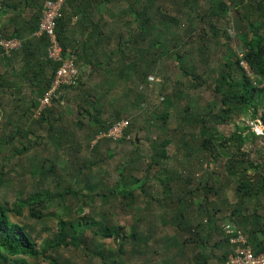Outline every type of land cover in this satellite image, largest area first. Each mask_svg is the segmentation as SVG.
I'll list each match as a JSON object with an SVG mask.
<instances>
[{
    "label": "trees",
    "instance_id": "obj_1",
    "mask_svg": "<svg viewBox=\"0 0 264 264\" xmlns=\"http://www.w3.org/2000/svg\"><path fill=\"white\" fill-rule=\"evenodd\" d=\"M43 1L0 0V13L10 12L0 36L21 40L20 47L9 54L0 49V63L14 58L23 62L17 73H10L12 78L0 73V94L12 95L18 102L13 105L18 110L15 122L11 113L4 116L11 130L0 138V151L6 147L3 144H10L8 158L18 155V159L44 138L54 149L24 169L31 176L25 187L32 185L24 197L19 191L14 201H0V264H37L39 260L45 264H126L125 253L128 262L138 260L139 264H223L232 249L224 223L239 229L254 253L264 252V158H250L245 148L247 141L264 135V129L255 133L250 125L232 121L249 116L264 125V0H66L54 31L61 57L73 58L78 75L34 118L38 98L60 64L47 56V37L32 36ZM28 7V17L18 23L16 16ZM75 33L79 35L74 37ZM26 34L36 46L28 45L29 36L22 37ZM239 48L244 50L252 76L239 64ZM26 50L32 57H26ZM163 57L176 60L178 66L179 75L169 90L166 83L173 70L160 75ZM87 69L89 74L98 70L106 78L114 72L116 78L138 76L145 94L155 82L157 97L169 109L174 102H166L168 98H182L186 89H205L208 83L215 106L207 107L204 114L197 107L192 109L188 100L185 109H177L174 129L179 134L172 154L167 150L171 138L165 135L166 115H155L153 125L158 128L155 121L160 120L165 136L145 135L153 150L145 154L138 138H131L132 123L116 141L96 138L129 114L108 99L111 111L104 115L105 93L96 90L93 94L89 84L82 82L81 71ZM131 88L127 94L136 90ZM134 92V106L146 103L142 91ZM72 97L77 116L84 117L85 124L77 116L63 117L66 122H62L63 111H56ZM229 122L233 129L222 133L219 127ZM67 123L73 124L72 130ZM41 129H45L44 136L26 138ZM17 136L28 142L14 146ZM101 142L114 143L105 149V156H101ZM128 142L133 148L117 162L112 176L103 165L117 146ZM206 160L221 167L223 179L213 169L203 170L200 164ZM4 162L0 163V187L5 180ZM153 166L156 169L149 174ZM196 168L203 174L194 173ZM103 173L107 174L102 177ZM91 175L99 177L91 180ZM227 189L233 201L221 197ZM126 209L131 216H124L125 223L118 225L114 221ZM49 217L56 229L38 242L34 223ZM169 229L173 232L168 233ZM108 238L117 243L113 252L104 247ZM60 249L69 255L59 254ZM155 257L159 261L149 263Z\"/></svg>",
    "mask_w": 264,
    "mask_h": 264
},
{
    "label": "rangeland",
    "instance_id": "obj_2",
    "mask_svg": "<svg viewBox=\"0 0 264 264\" xmlns=\"http://www.w3.org/2000/svg\"><path fill=\"white\" fill-rule=\"evenodd\" d=\"M112 65L113 63H111V66ZM177 68L178 66H177L176 60L170 59L168 57L162 58V64L159 66L160 75L165 70H169V69L173 70V74L170 75V81L166 83L168 90L171 89V83L173 79L179 75V73L177 74V70H178ZM90 72H91L90 69L86 70V72L84 73L85 76L82 78V82H85V84H89L90 86L89 91L93 92V94H95L96 90L105 93L103 103L106 105L107 110H106V113H104V115L105 114L108 115L111 111V107L109 106L108 99L112 101V105L114 107H117L120 110L127 112L129 115L128 117H124V118H126L127 121H129V123H132V126L134 127L132 133L130 134L131 138H134V137L138 138L141 152L145 154H150L153 151L151 147L149 146L148 140H146L145 135H149L152 138L160 137V139L165 135L169 136L171 138V142L167 146V150L169 154L173 153V150H175L174 148L176 146V142L178 141L177 136L179 134V131L174 129V124H176L178 120V117L176 116V111L180 107L185 109V106H186L185 104L188 100H189V103L192 109L197 107V110H201V112H204V110L206 112L207 107L210 108V107L215 106V103L213 102V98H212V91H210L209 89L210 87H208L210 84L208 83L206 84L208 86L205 89L196 90L192 88L190 89V91L189 89H186V94L182 95V98H177V99L176 98L172 99V97L168 98V101L166 100V102H171V100H173L174 102L173 103L174 107L169 109L168 103H165V101L161 102V99L157 97L158 94H156V90L153 88L154 84H156L155 82H153L152 84L153 87L150 88V91H148V94H145L142 88L140 87L141 85L143 87V84H141L140 78L138 76H133V77L124 76L121 78H116L117 73L114 72L115 74L114 76H108V78H106L105 75L102 74V72H99L98 70L97 71L93 70L92 74H89ZM150 78H151V81H153L152 79L154 77L152 75L149 76V79ZM131 86L136 88V90L134 91H137V89L139 91H142V93L147 97L146 103L141 104V106L139 107L134 106L133 99L135 97V92L133 91V93L127 94L129 92L127 89L128 88L132 89ZM197 99L198 101H196ZM15 100H16V97L12 95L8 96L6 94H0V136H1L0 138H3V137L6 138V135L11 130L10 129L11 127L9 125H6L4 116H7L9 115V113H11V116L15 122L16 116L18 114V110L16 112V109H14V106H13L14 104L18 103V102L16 103ZM74 101H76V99L72 97V99H70L69 101L64 102L65 103V104L63 103L64 105H60L59 107H57L56 111H59V112L63 111L62 112L63 116L61 118L62 122H66V120L63 119V117L66 118L67 120H72V118H75L77 116V112L74 107ZM206 101L209 102L208 106L206 105ZM128 105H131L132 109H127L129 108ZM159 114L166 115L165 135L162 132L163 129L159 127V126L161 127L163 126V125H160L161 124L160 120L155 121V124L159 125L158 128L153 125L154 120L152 118L155 117V115H159ZM37 116H38L37 113H35L36 118ZM77 118L82 120L84 124L86 123L85 122L86 120L84 117L77 116ZM232 121L241 126L248 124L251 126V129L254 132H258L260 128H262L260 123H257V124L254 123L253 121H251L249 116L235 117L232 119ZM19 124L22 125V121L19 122ZM44 126H47V125L44 124ZM66 126L69 130L70 129L72 130L74 127L73 124H70V123H67ZM136 126H138V128ZM233 127L234 126L232 125V122H229L227 124H222L219 128L224 131L222 133H227L231 131ZM192 132L196 133V131H192ZM34 133L35 134L33 135L32 134L27 135L26 138L33 140L35 138V135L44 136L45 129L38 130ZM16 138L17 140L15 139L13 142L14 146L22 147L23 145L22 143L25 144L28 142V140H25V139L23 140L19 136H17ZM45 139L46 138H44L43 143L33 145L32 148H30L29 150L24 152L22 155H20L18 159H17L18 155L12 158H8V156L10 155L9 151L12 145L3 144L6 147H4L0 151V157L4 156L3 158L0 159V163L1 161H5L3 163V172H4L5 180H4L3 185L0 187V201L8 200L9 202H12L15 200L16 194H19V191L22 192L21 194L22 197H24L25 192L30 191V188L32 185L29 184L25 187V184L28 181L26 179L31 176L29 175V173H27V170L24 171V169H26L27 167H30V164H34L37 159L39 158L41 159L42 157H48L50 151L54 152V149H52L51 144L47 143ZM113 144L114 143L112 142L110 143L101 142L100 144L101 156H105L106 155L105 149L106 148L110 149L113 146ZM132 148L133 146L130 145V143L129 144L123 143L122 145L117 146V148L112 151L114 152L113 156H111L110 158H107V162L104 163L103 169H107L108 170L107 173H111V175L114 176L115 165L117 164V162L124 160L126 158V152H128L129 149L131 150ZM245 148L249 152L250 158H255L257 160L263 159L264 158V135L258 134L256 139L252 141L251 140L247 141V143L245 144ZM61 159L62 158H60L58 161H62ZM191 164H194V163H191ZM217 164L220 165L218 161L216 162V165ZM200 165L203 168V170H205L206 172L207 171L212 172V169L215 170L216 172H219L220 178L223 179L221 175L220 166L215 167L213 163L212 164L208 163L207 160L205 161V163L200 164ZM155 169L156 167L153 166L148 171L149 174H152L155 171ZM193 172L196 173L197 175H199L200 173L203 174V172H200L199 170H197V168L194 169ZM107 173H103L101 176L104 177L105 174ZM91 177H92L91 180H94V179H98L97 177L99 176L91 175ZM44 182H47V181H44ZM231 192L232 191L230 189H227L226 192L221 193V197H226L229 201H233L234 197L232 196ZM99 206L100 205L98 204V202H96L93 207L96 208L97 210ZM84 210L88 211L89 208L84 207ZM24 211L26 212V209H24ZM130 214H131V210L126 209L125 212L122 213L119 220L117 221L115 220L114 222H117L118 225H121L125 223L124 216L130 217L131 216ZM15 218L22 220L24 223L29 221L31 224H33L32 220L25 221V219H23V217H20V216L15 217ZM44 227L48 229L44 230ZM34 229L36 230V233L38 234V238H37L38 242H41V238L47 237L50 233H52L56 229L55 221L51 217H49L47 221L38 222L36 224L34 223ZM172 232H173L172 229L168 230V233H172ZM103 244H104L105 249L112 251V252L115 251L116 246H117V243L111 240L110 238L105 239ZM160 247L161 246H159V248ZM128 248L129 247L126 248L127 252H128ZM160 250L161 249H159L158 252H160ZM59 251H60L59 254L65 257L69 255L68 252L63 249H60ZM122 260L126 264L132 263V262L134 264H139L141 262L138 260L128 262L129 257H128V254L126 253L122 256ZM155 260L152 259L149 261V263H152L153 261L157 263L159 261V258L155 257ZM69 263L72 264V262H69ZM37 264H45V263L39 260Z\"/></svg>",
    "mask_w": 264,
    "mask_h": 264
},
{
    "label": "built area",
    "instance_id": "obj_3",
    "mask_svg": "<svg viewBox=\"0 0 264 264\" xmlns=\"http://www.w3.org/2000/svg\"><path fill=\"white\" fill-rule=\"evenodd\" d=\"M66 0H44L42 3L41 15L38 20L37 29L33 32V36L39 37L45 35L48 39L46 48L47 56L53 60L60 61L59 66L55 70L50 85L44 94L38 98L39 107L36 111L37 115L42 109L47 107L58 96V91L64 86H69L75 82L78 75V69L73 63L71 56L61 57V46L55 36V19L61 15L63 3ZM21 45V40L15 37H0V49L5 54L17 49ZM241 55V54H240ZM239 64L247 75L252 76L253 72L250 66L243 59ZM254 123H260L258 120ZM128 127V121L125 118L114 122L107 130L100 132L96 138H109L113 141L118 140L124 134ZM262 129L255 133H262ZM257 131V130H256ZM126 137H129L126 134ZM228 233V241L232 245V249L228 253L223 264H264V252L254 253L249 244H247L246 236L239 230H232L226 227Z\"/></svg>",
    "mask_w": 264,
    "mask_h": 264
},
{
    "label": "crops",
    "instance_id": "obj_4",
    "mask_svg": "<svg viewBox=\"0 0 264 264\" xmlns=\"http://www.w3.org/2000/svg\"><path fill=\"white\" fill-rule=\"evenodd\" d=\"M29 7L23 12V14L22 15H19V16H16V20H17V22L18 23H20V24H23V23H21L20 21H22V19L24 18V17H28V13H29ZM10 14V12H4V13H0V28L3 30L4 28H5V24L7 23V20H9V15ZM74 20H75V17H73V19H72V22H71V24L73 25L74 24ZM23 22V21H22ZM5 25V26H4ZM4 26V27H3ZM12 30V29H11ZM5 32H6V30H4ZM8 31H10V28L8 29ZM11 32V31H10ZM77 33V32H76ZM74 34L75 36L74 37H77L79 34ZM30 35H31V33H29ZM29 34H26V35H24V36H22L23 38H27L28 36H29ZM82 35V34H81ZM32 36H33V34H32ZM32 36H29L28 37V39L30 40L31 38H32ZM1 37V36H0ZM34 37V36H33ZM81 37V36H80ZM79 37V38H80ZM29 44L28 45H31V46H36V44H35V41H33V40H30L29 42H28ZM27 45V46H28ZM35 52H37V47H36V51ZM26 57L27 58H30V57H32L30 54V51L29 50H26ZM37 56H38V54H37ZM44 56V55H43ZM21 64H23V62H22V60L19 58H17V59H10V60H8L6 63H0V73H2L3 75H6L8 78H12L11 77V75H10V73H12V72H15V73H17L18 72V70H19V66L21 65ZM77 64L79 65L80 63H79V61H77ZM14 67V68H13ZM3 68V69H2ZM79 68V67H78ZM82 72V77H81V79L85 76V71L83 72V70L81 71ZM84 74V75H83ZM14 78V77H13ZM37 109H38V107L34 110V114H33V116L35 117V113H36V111H37ZM45 109V108H44ZM38 116H39V114H38ZM37 116V117H38ZM128 117V116H127ZM36 118V117H35Z\"/></svg>",
    "mask_w": 264,
    "mask_h": 264
},
{
    "label": "clouds",
    "instance_id": "obj_5",
    "mask_svg": "<svg viewBox=\"0 0 264 264\" xmlns=\"http://www.w3.org/2000/svg\"><path fill=\"white\" fill-rule=\"evenodd\" d=\"M243 53H244V50L242 49V48H239L238 50H237V58H238V60H239V62H240V59H243L244 61H245V59L243 58ZM241 54V55H240ZM246 62V61H245ZM126 119V118H125ZM260 125L262 126L263 124H261L260 123ZM128 126H129V121H128ZM264 126V125H263ZM263 130V129H262ZM227 240H228V238H227Z\"/></svg>",
    "mask_w": 264,
    "mask_h": 264
},
{
    "label": "bare ground",
    "instance_id": "obj_6",
    "mask_svg": "<svg viewBox=\"0 0 264 264\" xmlns=\"http://www.w3.org/2000/svg\"><path fill=\"white\" fill-rule=\"evenodd\" d=\"M223 225V229H224V231L226 232V227H228V228H230V229H232V230H235V229H233V227L229 224V223H224V224H222ZM227 233V232H226ZM227 257V256H226Z\"/></svg>",
    "mask_w": 264,
    "mask_h": 264
}]
</instances>
